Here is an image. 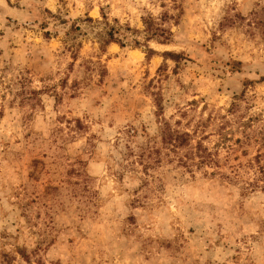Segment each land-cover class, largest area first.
I'll return each instance as SVG.
<instances>
[{
  "label": "rangeland",
  "instance_id": "rangeland-1",
  "mask_svg": "<svg viewBox=\"0 0 264 264\" xmlns=\"http://www.w3.org/2000/svg\"><path fill=\"white\" fill-rule=\"evenodd\" d=\"M0 264H264V0H0Z\"/></svg>",
  "mask_w": 264,
  "mask_h": 264
},
{
  "label": "trees",
  "instance_id": "trees-1",
  "mask_svg": "<svg viewBox=\"0 0 264 264\" xmlns=\"http://www.w3.org/2000/svg\"><path fill=\"white\" fill-rule=\"evenodd\" d=\"M89 22H94L93 19L89 18ZM116 24H111L108 21V18L103 15L102 21H95V29H97L95 39L97 43L100 45L101 49L103 50L107 46H110L111 44H119L120 47H132V48H139L141 47V42L134 38V34H144V40L145 41H151L154 39L163 40L164 37L167 34L166 29L161 27L156 20L148 15L143 17V23H144V31L140 32L139 30L132 29L130 27H123L118 24L117 21H115ZM78 30V29H77ZM79 31V30H78ZM133 35V36H132ZM152 52V51H150ZM168 56H174L168 53ZM158 112H156V115L159 116L163 113V107L161 106L160 102L157 103ZM138 132L135 129H128L127 132L124 134V144L127 151H131L133 153L132 145L135 143L136 134ZM162 134H163V143L167 146H171L173 151H176L177 149H181L188 145V142L190 140V134L189 133H181L180 131L172 129L171 124L168 121H164V126L162 128ZM146 149L143 147L141 148V151L138 153L140 154V157L144 156ZM152 154V153H151Z\"/></svg>",
  "mask_w": 264,
  "mask_h": 264
}]
</instances>
